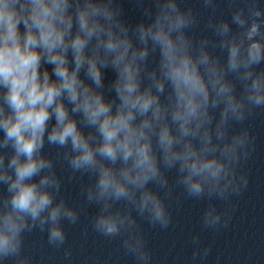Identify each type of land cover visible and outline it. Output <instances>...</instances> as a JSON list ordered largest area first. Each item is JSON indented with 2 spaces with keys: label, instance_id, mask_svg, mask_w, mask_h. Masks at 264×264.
<instances>
[{
  "label": "clouds",
  "instance_id": "clouds-1",
  "mask_svg": "<svg viewBox=\"0 0 264 264\" xmlns=\"http://www.w3.org/2000/svg\"><path fill=\"white\" fill-rule=\"evenodd\" d=\"M134 2L131 22L123 0H0V264H32L35 230L70 260L65 222L89 207L93 232L155 264L141 221L167 230L177 188L207 201L203 230L230 225L255 150L245 122L264 110V7L224 0L229 19L201 0L204 20L183 0ZM190 243L205 264L212 244Z\"/></svg>",
  "mask_w": 264,
  "mask_h": 264
}]
</instances>
